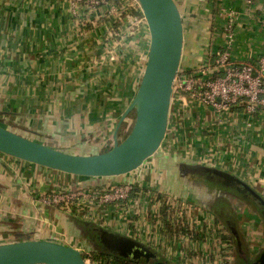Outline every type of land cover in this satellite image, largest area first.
<instances>
[{
	"label": "crops",
	"instance_id": "1",
	"mask_svg": "<svg viewBox=\"0 0 264 264\" xmlns=\"http://www.w3.org/2000/svg\"><path fill=\"white\" fill-rule=\"evenodd\" d=\"M178 1L195 13L194 22L201 13L208 16L202 28H192L185 38L183 68L197 70L211 52L225 48L224 25L232 9L238 12L230 50L234 61L255 62L261 56L264 0H257L252 11L246 10L245 0ZM115 14L114 4L106 0L93 10L85 3L75 6L71 0H0V123L77 155L104 153L116 138L124 140L132 127L131 114L123 118L139 88L149 32L143 23L130 29L128 19L115 23ZM160 152L162 159L157 163L164 164L162 175L157 166L153 170L158 172L151 175L145 164L118 181L175 192L168 181L172 164L195 162L233 174L264 196V113L250 115L243 104L225 112L192 104L191 99L171 104ZM113 184L72 177L0 154V244L29 233L34 239L53 237L83 246L76 236L85 238L82 227L56 208L40 204L37 195ZM131 200L125 209H108L109 228L159 249L172 261L186 257L188 264H218L211 252L213 243L190 240L160 216L144 214L134 196ZM243 229L252 253L263 250L264 232H259L253 218L243 222ZM231 250L223 247L224 259Z\"/></svg>",
	"mask_w": 264,
	"mask_h": 264
},
{
	"label": "water",
	"instance_id": "2",
	"mask_svg": "<svg viewBox=\"0 0 264 264\" xmlns=\"http://www.w3.org/2000/svg\"><path fill=\"white\" fill-rule=\"evenodd\" d=\"M138 1L149 32V51L139 88L123 118L135 115L129 135L121 142L116 138L114 146L104 153L77 155L25 137L0 123L1 155L84 180L123 184L126 182L118 180L139 171L160 153L168 133L175 80L184 69L185 24L178 0ZM171 171L182 182L195 176L222 181L238 198L251 205L264 222V196L243 179L195 162H177ZM201 194L204 193L201 191ZM179 196L193 201L187 194ZM69 218L82 226L84 235L91 239L83 242L84 247L53 237L34 239L29 233L16 234L19 240L0 244V264H86V252L135 264H174L136 238L92 221ZM224 222L233 242L234 264H264V246L256 258H251L238 221Z\"/></svg>",
	"mask_w": 264,
	"mask_h": 264
},
{
	"label": "built area",
	"instance_id": "3",
	"mask_svg": "<svg viewBox=\"0 0 264 264\" xmlns=\"http://www.w3.org/2000/svg\"><path fill=\"white\" fill-rule=\"evenodd\" d=\"M73 5L85 3L89 10L100 6L104 0H71ZM113 3L117 19L123 23L128 19L130 29L146 24L138 0H106ZM246 10L252 11L257 0H245ZM117 6V8H116ZM228 22L224 25L225 48H218L210 53L206 63L190 74H178L173 90L172 103H186L206 106L215 111L225 112L243 104L250 115L264 113V49L255 62L238 63L231 54L235 38V24L238 17L236 10H228ZM264 34V19L261 21ZM118 36V33H114ZM147 216H160L173 229L185 233L187 238H198L214 244L211 250L217 256L218 264H234L235 251L228 253L227 259L221 255L224 246L232 248L222 238L223 225L218 218L203 206L182 197H175L149 185L123 183L110 186H93L80 190H55L37 195V201L45 206L56 208L66 216L84 221H92L108 227V209H125L132 204V198ZM130 217H134L133 213ZM153 219V218H152ZM109 228V227H108ZM155 249V248H154ZM233 249V248H232ZM161 254H163L159 249ZM219 250V251H218ZM164 255V254H163ZM221 258V259H220ZM86 264H105L101 259L85 253ZM186 257L174 264H188Z\"/></svg>",
	"mask_w": 264,
	"mask_h": 264
},
{
	"label": "trees",
	"instance_id": "4",
	"mask_svg": "<svg viewBox=\"0 0 264 264\" xmlns=\"http://www.w3.org/2000/svg\"><path fill=\"white\" fill-rule=\"evenodd\" d=\"M178 4H179L180 8H182L181 3H178ZM193 71L194 70H191V69L189 70V68H188L186 72L185 71L182 72V75L183 74H190ZM134 117H135V115H134V113H132L130 115V118L128 121L132 122ZM131 128L128 131V133L125 134V136L123 138H126L129 135ZM199 177L206 184H209L211 186V189L215 190L216 188H218V189L224 191V193H225L224 196L222 197V199L220 200V202H215V201L209 202V203L203 205V208H205L208 211H210L211 213H213L218 218V220L222 223V225L224 227L222 238L225 242L230 244L233 248L232 238L227 231V228L225 226L224 221L225 220L237 221V216L235 215V211H234V209H235L234 203L241 201L242 199L239 200L240 198H238L236 196V194L231 192V190L227 186H225L222 181H209L205 176H199ZM193 191L199 192V193L201 192L199 187H194ZM190 198H192V197H190ZM192 200L197 202V203L199 202L198 200H196V199L194 200L193 198H192ZM243 203H244V201H243ZM92 255L98 259L103 260L105 262V264H135V263L128 262V261L120 259V258L111 257V256L103 255V254L92 253Z\"/></svg>",
	"mask_w": 264,
	"mask_h": 264
},
{
	"label": "rangeland",
	"instance_id": "5",
	"mask_svg": "<svg viewBox=\"0 0 264 264\" xmlns=\"http://www.w3.org/2000/svg\"><path fill=\"white\" fill-rule=\"evenodd\" d=\"M179 3H181V1L179 2ZM181 6H182V8H181V11L183 12V18H184V23H185V32H186V36L189 34V32L192 30V28H194V27H200L201 26V28H202V26H203V23L206 21L205 19H207L208 18V16H205V15H203L202 13L201 14H199V17L197 18V19H199L198 21H197V23L196 22H194V15H195V13H193L192 12V14L190 13L191 11H189V9H188V7L187 8H185V5H183L182 3H181ZM201 21H202V25L201 24H199V23H201ZM195 28V29H196ZM197 34V33H196ZM199 36V34H197V37ZM199 40L200 39H197V42H199ZM162 157V155H161V152L160 153H158V155L156 156V157H154V158H152V159H150L146 164V167H148L147 169L149 170V173L152 175L153 173H156V172H158V171H156V172H154V166L156 167H159L158 168V170L160 171V174L162 175V167L164 166V164H158L157 163V160L158 159H162L161 158ZM169 165V164H168ZM173 165V164H172ZM171 165V166H172ZM171 166H169V167H171ZM172 168V167H171ZM156 169V168H155ZM157 170V169H156ZM170 171H171V169H170ZM172 172V171H171ZM169 173V172H168ZM167 173V174H168ZM172 177H173V175H172ZM172 177H168V181H171L172 182V184H173V186H174V188H176L177 190H174L176 193H174L172 190L171 191H169V192H167L168 194H171V195H173L172 193H174L175 195H173V196H175V197H180L178 194L180 193V190H181V185L177 182V180H176V176L174 175V177L172 178ZM195 178V177H194ZM150 185V184H149ZM151 188H154V187H152V186H150ZM154 189H156V188H154ZM164 192H166V191H164ZM179 192V193H178ZM178 195V196H177ZM239 200H241V199H239ZM193 202H195V201H193ZM195 203H197V202H195ZM198 204V203H197ZM235 205H234V207H235V209H234V211H235V215L237 216V221H238V223H239V226H240V229L244 232V229H243V222H246V221H248V219L249 218H253L254 219V224L256 225V226H258V230H259V232H264V222L261 220V217L258 215V213L255 211V209L251 206V205H248V204H246L245 202L243 203V201L241 200V201H238V202H235L234 203ZM200 205V204H199ZM236 205H239V206H236ZM242 206H244V207H242ZM236 207H238V208H236ZM255 217V218H254ZM104 226V225H103ZM105 227V226H104ZM108 227H110V226H108ZM115 230V229H114ZM117 231V230H116ZM118 232H120V231H118ZM246 237V236H245ZM263 239H264V236H263ZM254 251V250H253ZM263 251V250H262ZM262 251H255V252H253L252 253V249H250V255H251V258H256ZM258 252V253H257Z\"/></svg>",
	"mask_w": 264,
	"mask_h": 264
},
{
	"label": "flooded vegetation",
	"instance_id": "6",
	"mask_svg": "<svg viewBox=\"0 0 264 264\" xmlns=\"http://www.w3.org/2000/svg\"><path fill=\"white\" fill-rule=\"evenodd\" d=\"M176 180L177 182L181 185V190L180 193L182 194H187L193 198L197 197H202L199 199H197L199 202L198 204H200L201 206L209 203V202H220V200L222 199V197L224 196V191L216 188L215 190L211 189V186L209 184H206L203 180L200 179V177L195 176V178L193 179H189L188 181H184L182 182L177 176H176ZM194 187H199L200 191H202L204 194H201V192H195L193 191ZM202 189V190H201ZM78 240L83 242L85 241H90L91 239L89 237L85 238H81V236L79 234H76Z\"/></svg>",
	"mask_w": 264,
	"mask_h": 264
}]
</instances>
